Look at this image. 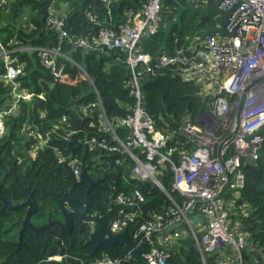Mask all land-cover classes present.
I'll return each instance as SVG.
<instances>
[{
  "label": "built area",
  "instance_id": "built-area-1",
  "mask_svg": "<svg viewBox=\"0 0 264 264\" xmlns=\"http://www.w3.org/2000/svg\"><path fill=\"white\" fill-rule=\"evenodd\" d=\"M14 1L0 0V10L7 9ZM30 1H48L44 25L56 30L60 40L67 39L64 20L67 12L55 5L62 0ZM117 1L97 0L108 19ZM212 1H219L220 10L230 11L224 30L232 36L212 34L199 46L193 43L186 51L175 48L171 54L152 57L137 47L141 39L157 33L163 0H147L141 18L135 22L129 12L114 27L70 38L76 48L125 53L126 87L135 104L115 126L124 128L126 135L120 137L115 132L101 109L98 130L103 134L85 144L90 149L98 147L113 155L115 165H120L127 157L133 165L125 181L148 182L170 200L171 205L166 209L151 211L145 217L141 209L144 195L137 188L113 195L109 205L111 233L128 230L133 240L140 235L134 248L143 244L141 257L149 264H165L174 241L183 232L192 237L202 264H264V247L260 240L252 238L246 225L251 206L241 197L244 168L257 165L263 143L260 131L264 130V0ZM84 16L89 22L97 19L89 9L84 11ZM29 26L34 29L32 24ZM14 44L17 43L12 40L6 45L0 43V58L5 69L0 83L8 87L11 97L10 107L0 110V136L4 132V117L18 110L19 101L33 96L16 80L23 64L14 53L39 50L41 64L50 68L53 77L57 76L55 57L60 55L59 46L12 48ZM167 66H173L174 72L185 81L198 85L197 94L203 100L200 115L184 116L179 127L181 140L159 130L141 104L142 83ZM94 106L84 107V114ZM61 121L65 122L66 118L62 117ZM25 131L28 138L39 140L35 149L43 147L46 140L36 133L35 127L27 126ZM58 158L61 165L66 163L74 181H79L81 160L72 153ZM167 166L171 171L172 189L183 198L181 203L168 194L161 182ZM260 233H264V229ZM63 257L49 256L46 261H61ZM133 262L132 250H129L122 259L102 256L88 264Z\"/></svg>",
  "mask_w": 264,
  "mask_h": 264
},
{
  "label": "trees",
  "instance_id": "trees-1",
  "mask_svg": "<svg viewBox=\"0 0 264 264\" xmlns=\"http://www.w3.org/2000/svg\"><path fill=\"white\" fill-rule=\"evenodd\" d=\"M132 1L133 4H114L111 19H108L99 2L87 0L83 11L89 9L97 15V19L89 22L83 15L85 23L82 26L77 6L70 0V12L64 17L68 37L62 40L56 30L44 26L42 31L41 20L45 12L40 2L15 0L7 9L0 10L1 44L6 45L12 40L17 43L12 48H60V55L55 57L56 77H53L50 68L41 64L39 50H18L14 53L23 64L22 73L16 80L33 96L19 101L18 110L4 117V132L0 136V197L9 206L30 197L37 207L31 217L35 226L45 224L49 217L51 221H62L58 205L64 192L68 196L79 197L76 189L71 187L72 180L66 172L50 170L59 165L56 155L66 157L72 153L81 160L83 168L89 167V170L96 166L97 158L101 159L100 166L104 172L100 176L105 175L106 180L90 192L89 204L92 211L99 212L106 221H109L108 209L113 195L135 188L144 195L141 206L143 217L171 205L166 195L152 184L125 181L133 165L130 159L126 157L120 165H115L113 155L98 147L90 149L85 144V141L103 134L98 130L101 109L115 132L124 137L127 131L115 125L117 120L129 113L135 101L126 87L128 69L124 64L125 53L76 48L70 38L114 27L125 19L126 11L141 13L147 0ZM181 2L184 4L188 0ZM174 7L173 1L163 0L157 33L141 39L137 45L143 53L156 57L162 53L171 54L175 48L186 51L199 32L215 25L209 17L199 19L198 15H193L187 21L183 16L181 27H174L166 37L163 31L174 19ZM29 24L34 29H30ZM4 73L0 58V76ZM198 89V85L176 74L173 66H167L142 83L141 104L159 130L181 140L179 127L184 116L196 117L203 111ZM90 104L95 106L84 114L83 108ZM10 105V91L0 83V110H7ZM62 117L66 118L65 122L61 121ZM27 126L35 127L36 133L46 140L42 148L35 149L39 140L27 137ZM32 151L35 154L33 158L30 157ZM244 174L241 197L251 206L246 225L252 238L260 240L264 247V233H260L264 229V166L259 161L254 167L244 168ZM161 182L173 199L178 203L183 201L180 194L172 189L168 166L163 169ZM1 206L0 203V210ZM24 212V209L17 212L5 209L0 214V264H88L102 256L116 257L114 251L107 247L99 248L92 254L93 246L89 243L91 227L80 223L73 215L67 234L54 227L42 232L26 229L21 235L22 243L18 245L20 220ZM116 248L121 249V245ZM170 254L174 264H202L198 248L185 232L174 241ZM58 255L64 256L61 261H46L47 257Z\"/></svg>",
  "mask_w": 264,
  "mask_h": 264
},
{
  "label": "water",
  "instance_id": "water-1",
  "mask_svg": "<svg viewBox=\"0 0 264 264\" xmlns=\"http://www.w3.org/2000/svg\"><path fill=\"white\" fill-rule=\"evenodd\" d=\"M66 1V0H65ZM70 1V0H67ZM77 6V13L79 14V19L81 21V25L85 23L83 18V4L85 0H73ZM175 4V16L174 19L168 23L167 28L163 31L165 36L168 37L171 30L176 27H181L182 22L181 18L183 13L188 12L186 15V20L188 21L190 16L198 15L199 19L202 18H213L216 23L219 24L218 28L208 29L207 31L199 32V38L195 41L196 44L201 43L207 36L211 34H218L219 36H232V34H227L224 30V27L227 22V18L230 14V11L220 10L218 7L219 1L212 0H196L201 5L196 6L195 2H187L183 4L180 0H172ZM97 0H94L96 3ZM131 3L129 0H119L118 6L123 4ZM42 5H47L48 1H43ZM45 17L41 20L42 31L44 30ZM260 134H264V130L260 131ZM261 163L264 164V153L261 160ZM62 166L66 167V163H63ZM89 167L82 168V173L80 175L79 181H73L74 184H80L83 181H87L91 183V186L94 183L92 178L88 173ZM72 179L73 176L71 175ZM104 177L103 179H105ZM90 186V187H91ZM89 190L86 191V197L84 201L79 200L75 197L68 196L66 192L62 194V198L59 201V211L58 215L63 218L62 221H51L50 217L45 224H41L39 226H35L31 222L32 215L36 212V205L31 201L30 197H26V199L20 203L15 204L14 206H9L5 202L3 198L0 197L1 210L0 214L3 213L5 209L17 212L19 210L24 209V216L20 220L21 221V229L19 230V243L21 245V235L26 229H30L34 232H42L43 230H50L51 227L57 228L61 231L62 234H67L70 230V221L69 214H73L76 216L80 223H87L91 227V233L89 236V243L93 246L92 254H94L99 248L107 247L111 248L115 255L120 259L123 258L124 254L132 250V255L134 257V262L132 264H149L142 257L141 253L143 251V244H139L137 248L134 246L139 242L140 235L137 236L135 240L132 239V233H128V230H124L118 234H113L110 231V220L106 221L104 216H102L99 212L94 213L92 211V207L88 202V194ZM120 244L121 249H117L116 246ZM165 264H174L172 257H168L166 259Z\"/></svg>",
  "mask_w": 264,
  "mask_h": 264
},
{
  "label": "flooded vegetation",
  "instance_id": "flooded-vegetation-1",
  "mask_svg": "<svg viewBox=\"0 0 264 264\" xmlns=\"http://www.w3.org/2000/svg\"><path fill=\"white\" fill-rule=\"evenodd\" d=\"M263 135V143H262V146H261V152H260V163H261V160H262V157H263V153H264V134H262ZM56 157H58V155H56ZM262 164V163H261ZM263 166H264V164H262ZM51 171H55V172H58L59 170H61L62 172H66L67 173V175L71 178V180H72V184H71V187L72 188H75L76 190V192H77V194H78V196L79 197H75V196H73V197H75V198H77V199H79V200H82V201H84V199H85V197H86V191L87 190H89V192H88V194H87V197H88V202H89V199H90V196H89V194H90V192L95 188V187H97V186H100L99 184L102 182V181H105L106 180V178L105 179H103L104 178V176L103 177H101L98 173H93L92 174V176H91V178H92V180H93V182L94 183H97V184H93L92 186H91V183H89V182H87V181H83L82 183H80V184H74V180L72 179V177H71V172H70V170L67 168V167H64V166H62L60 163H59V165L57 166V167H55L54 169L53 168H51L50 169ZM102 184V183H101ZM91 186V187H90ZM71 215H73V214H69V221H70V218H71ZM74 216V215H73ZM77 218V217H76ZM110 218H111V215L109 216V220H110ZM63 219V218H62ZM60 220H61V218H60Z\"/></svg>",
  "mask_w": 264,
  "mask_h": 264
},
{
  "label": "crops",
  "instance_id": "crops-1",
  "mask_svg": "<svg viewBox=\"0 0 264 264\" xmlns=\"http://www.w3.org/2000/svg\"><path fill=\"white\" fill-rule=\"evenodd\" d=\"M80 1H82V0H80ZM87 0H85V2H86ZM130 1V0H129ZM172 1V0H171ZM181 1V0H180ZM118 2H119V0L116 2L117 3V5H118ZM131 3H129V4H133L134 3V1H130ZM188 2H195V5L196 6H199V5H201L200 3H198L196 0H191V1H189L188 0ZM115 3V4H116ZM174 3V2H173ZM187 3V2H186ZM85 4V3H84ZM83 4V5H84ZM185 4V3H184ZM42 5V4H41ZM175 5V4H174ZM44 6V12H45V16L44 17H46V10H45V7H46V5H43ZM70 8H71V5H70V3H69V1H67V3L65 2V5L63 6V9H62V11L63 12H67L66 14H68L69 12H70ZM82 11H83V8H82ZM131 13L132 14V21L133 22H135L137 19H139V18H141V13L139 14L138 12H132L131 10H129V11H126L125 13H124V18H126L127 17V14L128 13ZM187 13L188 12H185V13H183V15H182V18H183V16H185V18H186V15H187ZM83 15H84V11H83ZM182 18H181V22H182ZM212 19V21L215 23V25L213 26V28H211V29H214V28H218L219 27V24L218 23H216V21H215V19H213V18H211ZM217 25H218V27H217ZM176 27V26H175ZM212 35V34H211ZM218 35V34H217ZM219 36V35H218ZM221 37V36H220ZM222 37H224V36H222ZM199 38V36H197V37H195L194 39H193V43L195 44V46H199L201 43H198V44H196L195 43V41L197 40ZM166 52V51H165ZM173 52V51H172ZM59 156V155H58ZM91 177V176H90ZM74 180V179H73Z\"/></svg>",
  "mask_w": 264,
  "mask_h": 264
},
{
  "label": "rangeland",
  "instance_id": "rangeland-1",
  "mask_svg": "<svg viewBox=\"0 0 264 264\" xmlns=\"http://www.w3.org/2000/svg\"><path fill=\"white\" fill-rule=\"evenodd\" d=\"M29 1H30V0H29ZM55 5H56L57 8L62 9L63 6L65 5V0L57 1ZM25 9H28V8L25 7ZM34 156H35V154H34V152L32 151L31 154H30V157L33 158ZM96 161H97L96 166H93V168H92L91 170H88V173H89L90 176H92V174H93L95 171H96L95 173H98L99 175H100L102 172H104V170H103L104 168H103V167L101 168V166H100L101 159H100V158H97ZM98 167H100V168H98ZM194 220H195V218H194Z\"/></svg>",
  "mask_w": 264,
  "mask_h": 264
}]
</instances>
